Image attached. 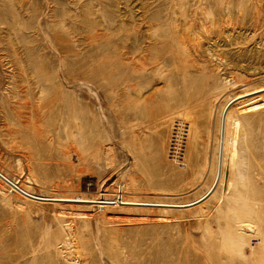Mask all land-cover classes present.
I'll use <instances>...</instances> for the list:
<instances>
[{
	"label": "rangeland",
	"instance_id": "374dc122",
	"mask_svg": "<svg viewBox=\"0 0 264 264\" xmlns=\"http://www.w3.org/2000/svg\"><path fill=\"white\" fill-rule=\"evenodd\" d=\"M262 89L264 0H0V264H264Z\"/></svg>",
	"mask_w": 264,
	"mask_h": 264
},
{
	"label": "bare ground",
	"instance_id": "6f19581e",
	"mask_svg": "<svg viewBox=\"0 0 264 264\" xmlns=\"http://www.w3.org/2000/svg\"><path fill=\"white\" fill-rule=\"evenodd\" d=\"M259 90H261V89H259ZM262 90H264V89H262ZM255 92H257V90H255V91H253V92H251V94L252 93H254L255 94ZM249 94V93H248ZM248 94H245L244 96H247ZM257 94V93H256ZM242 97L243 96H237V98H234V99H232L226 106H225V109H224V116L222 115V124H221V131H222V135H221V143H220V141H219V148H222L221 149V152H220V163H221V166H220V168L218 169V175H217V178H218V176H219V179H217L216 178V181H215V183H214V186L212 187V188H210V190H208V192L203 196V197H201V198H199L198 200H196L195 202H197V203H199V202H201L203 199H205L207 196H208V194H210L211 192L213 193L215 190H216V187L218 186V184H219V182H220V177H221V173H222V168H223V166H222V160H224V159H222V154H223V151H224V147H225V140H224V132H225V128H226V125H227V118H228V114H229V111H230V109H231V107L233 106V105H235V104H238L240 101H242V100H245V99H242ZM251 98H253V97H251ZM237 100V102H235ZM250 105H248L247 107H246V109H249V110H253V109H255V108H260V107H262V106H264V103L263 104H260V103H254L253 101L251 102V103H249ZM223 143V144H222ZM0 174L1 175H3V176H5V178H7V179H9V177H7L2 171H0ZM3 180H5L7 183H9L5 178H3L2 176H0ZM9 180H11V179H9ZM12 181V180H11ZM13 183H14V185L13 184H11V183H9V185H11V187L13 188V189H17L18 191H19V193H20V191L22 192V193H25V194H27V195H30V196H34V197H38V198H41V197H39V196H36V195H34V194H31L30 192H28V191H26L25 189H23L20 185H18V183H16L15 181H12ZM68 187V186H67ZM61 196V195H60ZM25 197H27V198H29L28 196H26L25 195ZM212 197V196H211ZM210 197V198H211ZM46 198H48V199H51V200H68V201H83V202H97V203H94L93 205L94 206H99V207H105V205H109L111 202L110 201H108V200H101V199H95V198H93V199H84V198H70V199H67V198H62V197H52V198H49V197H46ZM29 199H31V200H35V201H41V200H36V199H32V198H29ZM44 199V198H43ZM49 202V201H48ZM57 202V201H56ZM117 201H115V203H116ZM120 203L119 204H117V205H115L114 203H111V204H114L115 206H120V205H122V204H138V203H140V202H135V201H130V200H120L119 201ZM195 202H191V203H186V204H184L185 206H191V205H193V204H195ZM161 204V205H176V203L175 204H172V203H151V202H146V204ZM203 203V202H202ZM202 203H199L198 205H200V204H202ZM141 204H143V203H141ZM145 204V203H144ZM179 204V203H178ZM177 204V205H178ZM113 205V206H114ZM181 205V204H180ZM198 205H196V206H198ZM182 206V205H181ZM195 206V205H194Z\"/></svg>",
	"mask_w": 264,
	"mask_h": 264
},
{
	"label": "built area",
	"instance_id": "2783aa9c",
	"mask_svg": "<svg viewBox=\"0 0 264 264\" xmlns=\"http://www.w3.org/2000/svg\"><path fill=\"white\" fill-rule=\"evenodd\" d=\"M188 126L182 120H176L172 127L168 156L174 162L182 163L184 158V144L186 142ZM115 200L122 199V192L118 193Z\"/></svg>",
	"mask_w": 264,
	"mask_h": 264
},
{
	"label": "water",
	"instance_id": "95a60500",
	"mask_svg": "<svg viewBox=\"0 0 264 264\" xmlns=\"http://www.w3.org/2000/svg\"><path fill=\"white\" fill-rule=\"evenodd\" d=\"M222 144H223V143H222ZM221 149H222V148H221ZM220 166H221V163H220ZM220 166H219V168H220ZM0 176H2L3 178H5V176H3V175H1V174H0ZM5 179H6L9 183H11V184L14 185V183H13L11 180H9V179H7V178H5ZM217 179H219V176H218ZM215 184H216V183H215ZM211 194H212V192H211L210 194H208V196H207L206 198H208ZM206 198H205V199H206ZM205 199H203V200H205ZM203 200H202V201H203ZM202 201H201V202H202ZM195 204H198V203L195 202Z\"/></svg>",
	"mask_w": 264,
	"mask_h": 264
}]
</instances>
